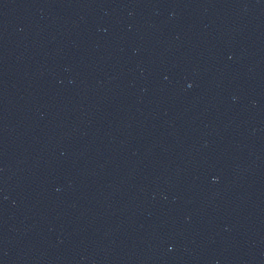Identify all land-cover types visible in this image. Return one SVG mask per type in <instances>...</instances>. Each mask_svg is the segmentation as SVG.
<instances>
[{
	"label": "water",
	"instance_id": "obj_1",
	"mask_svg": "<svg viewBox=\"0 0 264 264\" xmlns=\"http://www.w3.org/2000/svg\"><path fill=\"white\" fill-rule=\"evenodd\" d=\"M0 264H264V0H0Z\"/></svg>",
	"mask_w": 264,
	"mask_h": 264
}]
</instances>
